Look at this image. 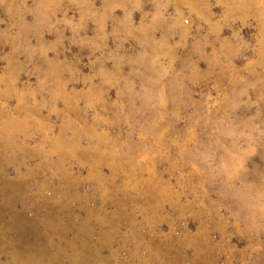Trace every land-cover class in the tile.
Here are the masks:
<instances>
[{"label":"rangeland","instance_id":"374dc122","mask_svg":"<svg viewBox=\"0 0 264 264\" xmlns=\"http://www.w3.org/2000/svg\"><path fill=\"white\" fill-rule=\"evenodd\" d=\"M0 264H264V0H0Z\"/></svg>","mask_w":264,"mask_h":264}]
</instances>
